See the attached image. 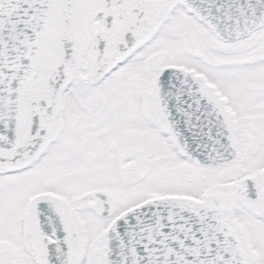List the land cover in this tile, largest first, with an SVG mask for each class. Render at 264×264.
<instances>
[{
    "label": "snow or ice",
    "instance_id": "6c2138e0",
    "mask_svg": "<svg viewBox=\"0 0 264 264\" xmlns=\"http://www.w3.org/2000/svg\"><path fill=\"white\" fill-rule=\"evenodd\" d=\"M0 264H264V0H0Z\"/></svg>",
    "mask_w": 264,
    "mask_h": 264
}]
</instances>
